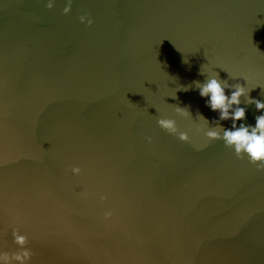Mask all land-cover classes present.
Segmentation results:
<instances>
[{
    "label": "water",
    "instance_id": "95a60500",
    "mask_svg": "<svg viewBox=\"0 0 264 264\" xmlns=\"http://www.w3.org/2000/svg\"><path fill=\"white\" fill-rule=\"evenodd\" d=\"M67 5L0 0V254L18 229L30 264H264V171L207 140L193 84L264 102V0Z\"/></svg>",
    "mask_w": 264,
    "mask_h": 264
},
{
    "label": "clouds",
    "instance_id": "9594fccd",
    "mask_svg": "<svg viewBox=\"0 0 264 264\" xmlns=\"http://www.w3.org/2000/svg\"><path fill=\"white\" fill-rule=\"evenodd\" d=\"M52 7L53 3L49 2L47 8L51 9ZM70 11L71 0H68V5L64 8V14L67 15ZM80 21L81 23L87 21L89 26L92 24V21L86 16H81ZM201 75H203L202 72ZM193 84L199 90V95L202 98H207L206 107L218 113V120L211 122L215 125V128H211L205 133L207 140L222 141L225 147L234 150L238 159H243L246 156L249 163L258 166V171H264V115L255 117V126H246L244 123L237 126V122L246 119V109L240 107L242 97H247L248 104L255 105L258 112H264V102L250 97L249 94L253 89L246 90L247 81L244 84L229 85L226 80H221L219 74H217L216 78H206L203 83L194 81ZM190 88L189 86L186 87V91ZM225 89H230V96L225 94ZM176 114L185 118L192 117L188 107L177 106ZM198 116L205 121V127H208L210 124L208 119L202 114H198ZM229 120L232 121L230 129H226L220 124L221 121ZM157 123L162 130L176 136L180 142H189V135L187 132L178 129L175 120L162 118ZM148 140L151 143L150 137ZM71 171L73 175L77 176L81 173L79 167H73ZM102 199H106V197H102ZM107 215H110V213ZM12 236L14 244L21 251L11 255L8 253L0 254V264H13V262L15 264H30L33 254L27 249L28 237L21 235L18 229L13 230Z\"/></svg>",
    "mask_w": 264,
    "mask_h": 264
}]
</instances>
